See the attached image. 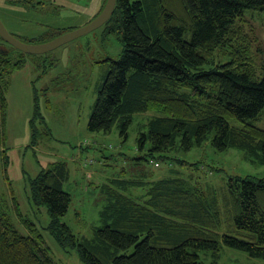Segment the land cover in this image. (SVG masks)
<instances>
[{"label": "trees", "instance_id": "obj_1", "mask_svg": "<svg viewBox=\"0 0 264 264\" xmlns=\"http://www.w3.org/2000/svg\"><path fill=\"white\" fill-rule=\"evenodd\" d=\"M248 10L264 13V0H117L111 19L99 29L114 20L124 52L104 62L87 129L117 130L126 142L137 115L154 112L144 125L137 124L141 156L134 165L146 162L160 171L145 170L132 181L90 182L105 190L107 200L89 239L64 220L72 202L65 189L68 163H51L28 179L34 213L41 206L49 212L44 228L22 211L17 199L0 198V264H57L43 229L59 247L76 249L85 264H205L201 253L219 254L225 248L264 260V176H230L222 204L174 169V176L156 177L169 165L179 163L180 172L187 164H201L176 158L174 152L187 154L209 139L218 152L237 148L264 165V129L255 125L264 113V64L259 75L253 73L250 37L239 24ZM222 50L230 59L218 63L215 54ZM7 52L0 55L6 59ZM10 67L8 60L0 67V162L5 170L11 157L8 92L2 83ZM34 102L30 122L37 146V125L48 123L36 89ZM150 178L154 181H146ZM147 185L144 196L125 194Z\"/></svg>", "mask_w": 264, "mask_h": 264}, {"label": "rangeland", "instance_id": "obj_2", "mask_svg": "<svg viewBox=\"0 0 264 264\" xmlns=\"http://www.w3.org/2000/svg\"><path fill=\"white\" fill-rule=\"evenodd\" d=\"M103 1L0 0V18L8 30L22 41L41 44L90 23L102 9ZM239 24L244 34L250 37V56L254 60L252 71L259 75L264 64V13L248 10ZM2 50L8 52L6 59L0 55V67L6 60L11 63L5 72L10 74L2 83L8 92L7 146L10 148L11 163L5 170V165L0 162V198H7L9 202L11 198L17 199L22 211L44 228L50 222L49 212L46 206H41L40 211L34 213L37 206L31 202L28 179L36 177L51 163L66 161L71 176L65 189L72 195V202L71 211L64 220L75 233L90 239L93 228L101 222L100 214L104 200H107L105 190L93 188L90 182L98 186L113 178L132 181L145 170L160 171L146 162L134 165L141 156L137 149V124L144 125L148 115L154 112L143 114L146 116L137 115L126 142H123L117 130L104 134L91 133L87 129L105 74L104 62L108 58L118 60L124 52L118 24L113 20L105 28L74 40L51 54L36 57L25 55L0 39ZM229 59L227 50L215 54L218 63ZM53 61L57 66H51ZM35 89L38 91L41 112L48 123L46 127L41 123L37 125L42 132L39 131L37 146L33 144L30 122L35 112ZM255 125L264 129V113ZM89 142L95 143L87 146L91 144ZM242 151L230 148L218 152L209 139L187 154L179 150L174 152L176 158L192 163L203 161L201 164H187L185 169L180 167V172L179 163L169 165L162 169L165 172H159L156 177L174 176V169L179 172L176 173L178 176L186 178L190 186L200 187L222 204L227 197L226 183L230 176H264V165L253 161ZM90 160H94L92 164H89ZM148 187H133L125 194L144 196ZM42 231L57 264H85L76 249L59 247L46 230ZM201 258L205 264H264V260L230 248L223 249L219 254L203 252Z\"/></svg>", "mask_w": 264, "mask_h": 264}, {"label": "water", "instance_id": "obj_3", "mask_svg": "<svg viewBox=\"0 0 264 264\" xmlns=\"http://www.w3.org/2000/svg\"><path fill=\"white\" fill-rule=\"evenodd\" d=\"M116 3L117 0H107L102 12L90 23L78 29L61 34L55 39L46 43L30 44L22 41L8 30L1 18L0 37L4 42L10 44L12 47L25 54H47L104 26L111 19L116 7Z\"/></svg>", "mask_w": 264, "mask_h": 264}]
</instances>
